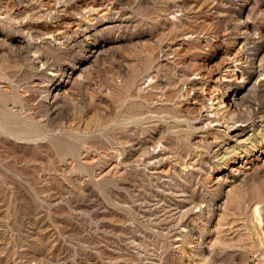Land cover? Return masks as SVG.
Segmentation results:
<instances>
[{"label": "rangeland", "instance_id": "rangeland-1", "mask_svg": "<svg viewBox=\"0 0 264 264\" xmlns=\"http://www.w3.org/2000/svg\"><path fill=\"white\" fill-rule=\"evenodd\" d=\"M205 1L0 0V264H264V0Z\"/></svg>", "mask_w": 264, "mask_h": 264}, {"label": "bare ground", "instance_id": "bare-ground-1", "mask_svg": "<svg viewBox=\"0 0 264 264\" xmlns=\"http://www.w3.org/2000/svg\"><path fill=\"white\" fill-rule=\"evenodd\" d=\"M203 1V0H202ZM205 1V0H204ZM212 1V0H211ZM206 2V1H205ZM208 2V1H207ZM91 5V4H90ZM94 8V7H93ZM93 8H89V11L94 10ZM103 12V11H102ZM60 19V18H59ZM203 21V20H202ZM213 22V21H212ZM56 24V23H55ZM211 21L210 20H206L204 21V26L206 28H209L211 26ZM61 27L60 22H57V25L54 26V28H51V32L50 35L48 34V37L52 35V31L54 29L58 30V27ZM64 27V26H63ZM65 28V27H64ZM48 29V28H47ZM50 29V28H49ZM60 31V29H59ZM54 32V31H53ZM56 32V31H55ZM58 32V31H57ZM61 35V34H60ZM77 35V34H76ZM237 35V34H236ZM186 37L191 36L190 33H186L185 34ZM182 37L180 39L181 41V45L184 43V39H186V37ZM245 35H243V31L240 30L239 35L235 38V42L236 44H240L239 47H242L245 45L244 39ZM169 45V44H168ZM170 46V45H169ZM168 47V46H167ZM245 47V46H244ZM241 49V48H240ZM170 50V51H169ZM173 48H167L163 50V54L162 55V59L166 61H169L170 58V54L171 51H173ZM176 52V49H175ZM173 53V52H172ZM171 59V58H170ZM172 61V60H171ZM242 64L241 62V58L238 56H235L234 59L232 60V62H230L229 64L224 65L225 66V73L224 74H220L219 72L215 73V77L213 78V81H216L221 84V82H228L233 78V75L236 74V71H238V67ZM200 65V66H199ZM199 65L197 68V71L194 73V75L192 77H189L187 79V81L184 82L185 88L186 90H190L191 92L193 91V96L192 97H187L186 101L188 102H181V107L183 108H187V105L193 104V103H197V98L198 95L200 94V83L201 80L207 78V72L205 70L204 67V61L203 59L200 60ZM206 65V64H205ZM59 73V72H58ZM241 80V79H240ZM183 83V82H182ZM218 83V84H219ZM217 84V85H218ZM219 84V85H220ZM149 86V85H148ZM147 86V87H148ZM146 87V86H145ZM214 88V89H213ZM204 91V90H203ZM202 91V93H204ZM186 93V92H185ZM201 95V94H200ZM204 97H206V100L208 101V105H206V108L202 110V113H199L200 115L198 117H196V119L193 121H191L188 124V127H196V123H202L201 126L204 128H208L211 127L212 123L215 122V125L219 126V128H222L220 130L224 131V133L230 134L232 132H235L234 136L235 137L233 140L235 141V143L230 146L229 148L226 147L223 150V154L218 155L217 159L220 162L223 161H227L228 159L232 158L233 161L236 162L237 158L244 156L247 150L248 145L252 144L254 145L256 139L253 136L254 134H249L248 136L242 138L241 135L243 134L244 128L246 124H237L236 120H234L232 117L228 116L229 118H225L224 115L228 114L230 109H231V105L233 104V102H236L234 97H229L230 94H228L227 92L223 91L220 87H212L208 92L204 93ZM186 97V95H185ZM189 98H193V101L189 102ZM180 105V104H179ZM2 106V105H1ZM5 106V105H4ZM201 107V106H200ZM199 107V108H200ZM200 112V110H199ZM230 114V113H229ZM191 119V118H190ZM6 124V123H5ZM4 124V125H5ZM192 124V126H191ZM3 125V124H2ZM21 126V125H20ZM247 126V125H246ZM13 127V126H12ZM24 127V126H23ZM246 128V127H245ZM219 130V131H220ZM6 131V129H5ZM8 131V130H7ZM23 131V130H22ZM8 133V132H7ZM17 135V134H16ZM20 137V136H19ZM26 138V137H24ZM20 139V138H19ZM23 139V138H22ZM15 142V141H14ZM156 148V147H155ZM153 152V151H152ZM162 152H155L153 154L150 155L149 159L147 161H145L146 165L151 166L154 163H158L160 162ZM166 157V155H165ZM240 165V164H239ZM241 166V165H240ZM245 167V166H243ZM248 168V166H246ZM155 168V167H154ZM235 170H240L238 169V167L234 168ZM245 169V168H244ZM154 170V169H153ZM152 170V171H153ZM162 172V169L158 170L156 169L153 173L156 174H160ZM148 197V196H147ZM152 200V199H151ZM138 205V204H137ZM147 206V205H146ZM150 211V210H149ZM134 237V236H133ZM128 244H131L130 242ZM101 252V251H100ZM101 255V254H100Z\"/></svg>", "mask_w": 264, "mask_h": 264}]
</instances>
